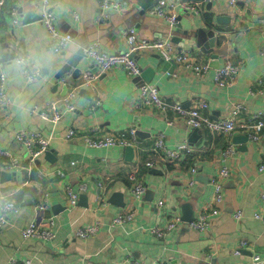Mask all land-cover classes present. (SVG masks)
Returning a JSON list of instances; mask_svg holds the SVG:
<instances>
[{"label":"crops","instance_id":"1","mask_svg":"<svg viewBox=\"0 0 264 264\" xmlns=\"http://www.w3.org/2000/svg\"><path fill=\"white\" fill-rule=\"evenodd\" d=\"M51 1L57 29L73 39L71 47L58 55L40 22V0H0L4 2L0 4V73L5 76L10 100V106L0 110V152L10 155L0 156V196L19 208L18 214H8L0 231V264H245L252 255H263L264 221L254 216L264 218L260 201L264 174L258 172L264 163V139L252 143L239 129L231 138L206 127L194 134L171 109L160 114L150 108L135 110L134 106L138 89L149 84L168 104L188 108L205 102L208 108L201 115L210 120L229 116L236 106L241 109L236 120L240 123L250 116H263L264 94L259 90L264 88V31L256 26L264 19V0H234V5L216 0L194 16L182 9V2L189 0H164L165 13L181 16L173 27L166 19L150 14L155 0H126L129 7L124 13L109 12L104 20L99 19L100 0ZM11 9L18 14L17 24L9 15ZM205 25L227 33L221 48L204 53L200 51L205 48L202 42L196 47L194 40H186L184 46L175 41L186 38V29L190 28L189 37ZM127 28L147 41L169 40L174 54L184 52L199 65L206 64L207 74L197 79L182 65L167 62L152 50L134 57L142 70L136 79L122 68L103 73L81 56L83 47L95 43L108 54L127 52L122 36ZM228 28L231 30L226 32ZM19 57L40 70L34 81L23 76L15 60ZM227 63L237 66L238 74L231 84L218 86L214 74ZM86 72L96 77L90 87L82 85ZM74 86L80 90L73 112H64L58 123L39 117L47 102L60 103ZM96 127L114 136L135 129L137 144L94 149L76 139L64 140L69 129L88 132ZM23 131L39 132L49 140L48 151L38 157L30 172L27 150L15 142V136ZM158 135L163 136L168 150L187 142L196 158L161 160L152 151ZM125 137L129 139L128 134ZM228 144L233 145L234 153L223 158ZM10 159L17 164L7 170ZM150 161L156 163L145 168L144 163ZM222 167H227L229 176L221 182L225 200L219 213L210 219L207 232L188 228L187 224L213 209L211 180ZM56 170L63 176L44 181L37 178L38 172ZM132 172L145 186L138 201L129 196ZM80 184L87 186L82 193ZM66 186L78 193L75 207L67 203ZM40 194L47 195L49 209L36 216ZM158 202L164 203L162 208L156 207ZM130 208L136 212L133 222L111 225L114 217ZM237 211L242 212L239 221L234 219ZM37 217L42 221L54 218L51 243L22 239L21 230ZM173 217L180 218L182 225L164 239L149 232L152 226L164 227ZM95 222L99 229L93 236L86 240L76 237L78 229ZM241 242L247 245L241 247Z\"/></svg>","mask_w":264,"mask_h":264},{"label":"built area","instance_id":"2","mask_svg":"<svg viewBox=\"0 0 264 264\" xmlns=\"http://www.w3.org/2000/svg\"><path fill=\"white\" fill-rule=\"evenodd\" d=\"M40 22L42 26L47 30L49 38L51 40L52 51L55 54H61L69 45L73 43V39L70 35L61 33L55 25V17L51 11V0H40ZM182 1V0H179ZM216 0H189L182 2V9L186 13L190 14H202L205 12L206 6L215 2ZM3 2H0L2 4ZM230 5H234V0H229ZM167 4L164 0H159L155 6L150 9V14L157 17L166 19L170 27L177 24V17L171 13H165ZM129 7L126 0H100L99 19L104 20L109 12H116L122 14ZM9 15L12 18L13 24L18 23V14L15 9H11ZM257 29L264 31V19L257 21ZM123 40L127 45V52L108 54L103 51L97 43L85 46L81 50V56L97 66L101 72L108 73L115 68H122L131 79H136L142 74L141 68L138 66L135 56L140 55L147 50H152L156 54H159L161 58L167 62L175 61L177 64L183 66V68L189 71L197 79L203 78L208 72V66L206 64L199 65L188 54L180 52L174 54L172 51V44L169 40L155 39L153 41H147L140 38L133 28H127L122 32ZM264 51V49H263ZM16 63L22 68L23 76L29 80L34 81L39 75L40 70L33 63H26L22 57H19ZM238 67L230 63L225 64L222 68L218 69L213 81L218 86H225L231 84L238 74ZM174 77V76H173ZM96 79L95 75L91 72H86L82 76V85L85 87L92 86L93 81ZM64 80H61L63 82ZM80 88L79 86L71 87L67 90L65 96L61 98L60 103L55 100L46 103L45 109L41 110L38 115L40 118L49 120L53 123L60 122L62 114L64 112H73L75 110V100L78 96ZM260 94H264V88L259 90ZM135 110L142 108L154 109L158 113H164L167 109H171L177 116V120L181 121L190 130H200L206 127L211 132L222 134L228 138H231L236 130H241L248 140L255 143L260 138L264 139V115H254L246 119V121H236L241 113L240 107L236 106L232 109L229 116L219 119L217 121L210 120L201 115L203 110L208 108V105L201 101L195 107L184 108L180 104H168L158 94V90L155 86L144 84L142 85L135 95ZM96 104H99L97 102ZM10 106V100L5 93V76L0 73V110L7 109ZM172 124V122H169ZM136 130L129 128L125 134L114 136L112 134H103L98 127L89 130L88 132L75 131L69 129L64 137L66 142L71 140L81 141L86 147L94 149L104 148H127L131 145L137 144L135 140ZM129 135V139L125 135ZM15 142L23 146L27 150L28 154V167L29 172L34 167L39 156L44 154L49 149V140L40 135L39 132H19L15 136ZM153 153L158 155V158L165 161H180L183 158H196L195 150L187 142L180 144L175 150H168L163 143V136L158 135ZM234 153L233 145L228 144L227 148L223 151L222 157L226 158ZM8 156L5 152H0V156ZM156 162L150 161L144 163L145 168H152ZM17 162L10 159V162L5 165V169L12 170L15 168ZM191 174L196 173L195 169L190 170ZM258 172L264 174V163L258 167ZM57 175L63 176L61 170H56L50 174L38 172L37 178L39 181H44L50 177H56ZM229 176V170L227 167L219 169L217 176L211 180V184L214 188L212 193V206L211 212L202 214L198 219L187 224V227L198 232H207L209 229L210 219L219 213L218 208L222 206L225 198L223 193L222 181L226 180ZM128 179L131 183L129 196L132 201H138L145 193V186L135 172L129 174ZM194 181H190L188 184L193 185ZM86 184H80L79 193L86 190ZM65 198L69 207H75L78 202V193L73 192L70 186L64 188ZM99 201V198H97ZM260 201L264 204V188L260 193ZM163 202L157 203V208L163 207ZM49 209V202L46 194H40L35 204V215L44 214ZM19 213L18 205L10 200L4 199L0 196V231L7 224L8 214L16 215ZM136 217V212L133 209H128L123 213H119L112 219L111 225H121L129 222H133ZM242 218V212L237 211L234 214L235 221H239ZM255 219L264 221V218L260 214H255ZM54 218L48 217L43 220L34 219L20 232L23 240L34 239L41 243H51L54 239L52 232ZM182 225V221L178 217H173L168 220L164 227L152 226L149 228V232L156 238L164 239V237L177 227ZM99 229V224L85 226L78 229L75 232L76 237L86 240L90 236H93ZM241 247L247 245L246 242H241ZM10 264H14L10 262ZM23 264H31L30 262H24ZM129 264H139L138 262H130ZM245 264H264V254H254L251 256L249 262Z\"/></svg>","mask_w":264,"mask_h":264},{"label":"water","instance_id":"3","mask_svg":"<svg viewBox=\"0 0 264 264\" xmlns=\"http://www.w3.org/2000/svg\"><path fill=\"white\" fill-rule=\"evenodd\" d=\"M159 0H155V2L157 3ZM185 13V11H183ZM191 16H194V14L192 13ZM181 18V16H178L177 20ZM192 25V24H191ZM184 32V36L186 37L184 40L182 39H177L175 41L178 42V44H181L184 46V42L186 40H194L195 42V46L197 47L199 45L200 42H202V44H204L205 48H201V52L204 53H210V51H213V49L215 48H221L223 42H224V37L227 33L225 32H221L219 30H217L216 28H214L213 26L210 25H205L203 27H199L196 29V31L193 34H190L189 37L188 36V30ZM231 29L228 28L227 31H230ZM212 57L217 58V54H212ZM197 133V130H194V134ZM128 150L130 151L131 149L128 148Z\"/></svg>","mask_w":264,"mask_h":264},{"label":"clouds","instance_id":"4","mask_svg":"<svg viewBox=\"0 0 264 264\" xmlns=\"http://www.w3.org/2000/svg\"><path fill=\"white\" fill-rule=\"evenodd\" d=\"M69 47H71V45H69ZM43 66H46V65H41V67H43Z\"/></svg>","mask_w":264,"mask_h":264},{"label":"trees","instance_id":"5","mask_svg":"<svg viewBox=\"0 0 264 264\" xmlns=\"http://www.w3.org/2000/svg\"><path fill=\"white\" fill-rule=\"evenodd\" d=\"M4 3V2H3Z\"/></svg>","mask_w":264,"mask_h":264}]
</instances>
